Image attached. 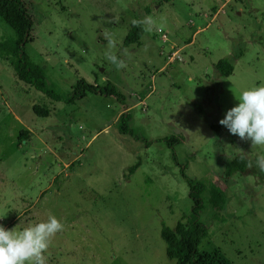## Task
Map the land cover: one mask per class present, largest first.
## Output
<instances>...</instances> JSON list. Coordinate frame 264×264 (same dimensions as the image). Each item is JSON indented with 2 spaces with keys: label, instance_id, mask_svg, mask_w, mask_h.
I'll return each instance as SVG.
<instances>
[{
  "label": "rangeland",
  "instance_id": "obj_1",
  "mask_svg": "<svg viewBox=\"0 0 264 264\" xmlns=\"http://www.w3.org/2000/svg\"><path fill=\"white\" fill-rule=\"evenodd\" d=\"M24 2L33 19L26 50L53 89L68 94L83 78L112 84L123 100L92 93L53 100L0 56V224L21 231L60 219L64 229L51 239L46 264H176L160 230L191 217L185 166L226 195L223 209L205 200L198 211L207 230L199 249L217 248L228 264H264V179L223 174V161L236 154L256 167L264 146L219 123L239 104L236 96L264 85V0ZM146 15L164 17V30L124 45L131 21ZM105 33L119 41L113 51L126 68L106 59ZM13 35L0 20V40ZM220 59L232 61L230 75L215 69ZM123 112L139 139L119 132ZM171 136L179 141L160 140Z\"/></svg>",
  "mask_w": 264,
  "mask_h": 264
},
{
  "label": "trees",
  "instance_id": "obj_2",
  "mask_svg": "<svg viewBox=\"0 0 264 264\" xmlns=\"http://www.w3.org/2000/svg\"><path fill=\"white\" fill-rule=\"evenodd\" d=\"M134 19L140 20L138 17ZM0 20L10 27L14 34L0 40V56L8 57L19 80L41 91L49 98L64 103H74L88 93L112 95L122 102V94L112 84L99 85L96 82L90 83L81 78L71 86L68 94H61L49 85L45 69L40 64L32 61L26 50L27 43L31 41L30 32L33 19L24 0H0ZM143 33L141 27H133L130 23L123 44L139 43ZM214 67L222 76L230 75L234 69L232 61L228 59L218 60ZM33 110L42 116H47L48 113L47 110H41L37 106H34ZM132 123L133 116L130 112L121 113L118 118V130L139 139L140 137L135 134L131 127ZM211 126L218 129V126L213 123H211ZM160 140L175 143L179 141V138L171 136ZM146 142L149 143L148 140ZM241 155L236 154L229 160L223 161V174L226 181L235 172L258 174L260 180H263L264 172H261L258 167H248V160L246 158L242 160ZM175 157L174 154L176 160ZM140 164V160L135 162L129 167L128 173L132 174ZM181 169L182 176L188 185V196L193 201L192 214L187 221L178 220L173 227L165 223L162 224L160 236L165 242V254L167 258L174 260L176 264H228L221 257L217 248L202 251L199 249V244L207 235V230L199 220L198 211L203 207L205 200L212 209H223L226 204L225 191L213 183H207L204 180L188 176L183 170L185 166H182Z\"/></svg>",
  "mask_w": 264,
  "mask_h": 264
},
{
  "label": "clouds",
  "instance_id": "obj_3",
  "mask_svg": "<svg viewBox=\"0 0 264 264\" xmlns=\"http://www.w3.org/2000/svg\"><path fill=\"white\" fill-rule=\"evenodd\" d=\"M110 22L118 23L119 17H113ZM133 27H141L143 32L152 34L163 31L166 27L164 17L159 22L152 16L146 15L140 20H132ZM107 40L106 59L117 70L127 67L113 50L119 46V41L110 34H104ZM125 56L131 59L128 49H123ZM238 105L227 110L219 123L241 140H250L252 147L264 146V85L244 90L239 97ZM245 157L241 155L243 160ZM248 167H253V161H247ZM255 166L264 172V155H258ZM3 216H0L2 218ZM64 224L54 215L47 220L17 231L16 227L6 229L0 224V264H46V256L51 239L63 231Z\"/></svg>",
  "mask_w": 264,
  "mask_h": 264
},
{
  "label": "built area",
  "instance_id": "obj_4",
  "mask_svg": "<svg viewBox=\"0 0 264 264\" xmlns=\"http://www.w3.org/2000/svg\"><path fill=\"white\" fill-rule=\"evenodd\" d=\"M166 40V36L163 35V40ZM177 51H171L170 55L168 56V60L174 59V55L176 54Z\"/></svg>",
  "mask_w": 264,
  "mask_h": 264
}]
</instances>
